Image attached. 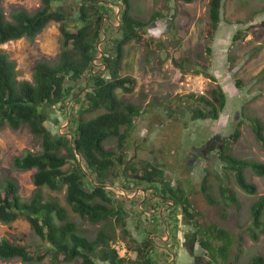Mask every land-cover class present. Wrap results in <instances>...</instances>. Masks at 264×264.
I'll return each mask as SVG.
<instances>
[{
  "label": "trees",
  "instance_id": "1",
  "mask_svg": "<svg viewBox=\"0 0 264 264\" xmlns=\"http://www.w3.org/2000/svg\"><path fill=\"white\" fill-rule=\"evenodd\" d=\"M56 1L58 0H40V6L32 12L21 7H11L9 19L6 18L0 1V43L22 37L32 40L50 21L58 22L61 35L60 51L56 59L37 60L33 65L31 80L18 79L15 61L4 51H0V128L6 125L16 130L25 125L39 138L41 146L39 151L24 150L12 159V166L17 170L34 169L31 177L34 188L29 198L23 199L19 196L15 179L8 176L0 178V222L8 224L20 216L25 217L34 233L46 242L47 252L51 256L50 264H66L76 258H81V264H97L94 255L101 256L107 264H167L170 253L166 249L162 251L165 257L160 260L153 252L155 241L150 235L156 229L148 226L152 224L154 227H163L165 223L170 229L168 241L175 239L178 228L175 214L178 207H181L191 221L197 242L204 251L201 264H219L220 260L226 261L231 246L237 243L239 248V238L215 222L201 221L202 212L192 206L183 187L173 186L169 179L164 178L162 168L148 160H143L137 166L133 162L127 163L125 157L124 146L134 129V121L140 115L141 108L117 95V89L129 93L135 85L133 76L120 74L123 45L129 39L139 38L141 30L157 20L161 13H153L147 20H141L131 15V0H78V24L70 29L67 27L70 16L56 6ZM111 3L117 6V15L111 9ZM221 10L222 0H209L207 32L210 37H214L218 29ZM112 23H117L116 27ZM113 32L120 33V38H110ZM236 37L237 33L233 38ZM110 41L112 43L109 44ZM99 53L101 56L98 61L102 64V69L95 63ZM185 62L181 58L174 60L173 64L185 71ZM194 72L197 74L200 71ZM206 76L216 84L206 89L207 95L195 96L194 93H188L187 96L198 102L192 108L191 116L194 119L217 120L226 106V93L213 75L207 73ZM259 76L264 77V68ZM85 79L87 88L68 106L69 122L66 132L52 133L44 123L46 116L43 108L63 99L71 100L84 87ZM236 85L239 87L241 81H236ZM78 103L80 105L75 111L74 107ZM63 108L65 109V104ZM101 108L103 112L93 118L86 119L83 116ZM246 118L256 141L264 150V126L260 118ZM241 124V121H237L234 125L231 142L238 138V127ZM111 138L116 139V149L105 148V142ZM74 149L77 150L79 158ZM230 150V142L219 148L218 157L224 164V170L232 171L236 184L242 190L255 193L256 185L246 179L244 171L250 168L256 175L264 176V162L237 158ZM68 163L69 166L65 168ZM118 167L123 168L129 176L138 174V183L142 179L148 180L150 184L143 187V190L149 196L160 194L172 203L164 209L166 216H159L158 205L150 201L148 206V197L144 198L146 211L140 216L145 217L148 210L154 209L155 212L146 219H139V222L131 217L137 222L136 231L143 227L140 242L133 237L128 227L124 214L126 209L121 203L123 195L113 189L95 186L89 178L91 176L96 183L106 184L111 176L119 175ZM205 172L200 182V191L205 200L211 205L223 202L225 210L231 204L238 208L240 204L237 193L227 180L219 178L221 198H218L212 193L210 172ZM226 176L228 178L229 174ZM114 184L113 181L112 185ZM118 186L127 194L136 187L130 183ZM43 187L56 192L63 190L64 199L74 213L90 223H100L94 236L89 238L79 232L76 223L69 220L65 206L54 196L45 197ZM129 200L132 202L129 205L136 204L133 203L134 199ZM263 210L264 195H260L251 204L250 223L247 227L253 240H257L258 235L264 233ZM225 214L221 215L226 217ZM116 229H119L127 248L135 253L134 258L119 257L111 247L110 240L114 239ZM164 235L165 233L161 236ZM175 244L177 245L176 240ZM15 257L30 264L40 261L44 254L31 253L24 245L6 237L0 238V259ZM171 264H175V261ZM245 264H264V257L254 255Z\"/></svg>",
  "mask_w": 264,
  "mask_h": 264
},
{
  "label": "rangeland",
  "instance_id": "2",
  "mask_svg": "<svg viewBox=\"0 0 264 264\" xmlns=\"http://www.w3.org/2000/svg\"><path fill=\"white\" fill-rule=\"evenodd\" d=\"M0 1L7 19L11 7H21L32 12L40 6V0ZM77 1L55 2L56 6L69 14L67 27L70 29L78 24ZM208 3L209 0L190 2L131 0L132 16L141 20H147L151 14L157 12H160L161 16L142 29L139 38L129 39L123 45L120 74L133 76L135 85L129 93L117 89V95L141 108L140 115L134 121V129L124 146V152L127 163L133 162L139 166L143 160H148L162 168L164 178L169 179L171 185L185 189L192 206L202 212L204 222H215L239 238V248L237 243L231 246L227 260H220L219 264H245L254 255L259 254L264 257V233H260L257 240H253L247 231L251 204L260 195H264V176L256 175L250 168H246L244 171L246 179L256 185L255 193H247L236 184L232 171L224 170V164L218 155L220 146L230 142V153L233 156L264 162V150L256 141L246 118L257 116L264 126V77L259 76V72L264 68V0H222L221 21L214 37H210L207 32ZM110 6L113 11H118L113 3ZM112 24L114 27L117 25V23ZM236 33L237 37L233 38ZM60 37L58 22L50 21L32 40L22 37L0 43V51H4L15 61L18 79L31 80L33 65L37 60L56 59L60 51ZM112 37L120 38V33L113 32L110 38ZM100 56L101 53L98 54L95 63L102 69V64L98 61ZM181 58L186 60L185 71L173 64L174 60ZM195 70L200 71L197 74L205 86V95H207L206 89L216 84L206 76L207 73L214 76L226 93V106L217 120L194 119L191 116L192 108L198 102L187 96L188 93L194 92L190 91L186 78L188 75H197ZM238 80L241 81L239 87L236 85ZM194 95L199 94L194 93ZM72 100L63 99L43 108V114L46 116L44 123L52 133L66 132L69 122L68 106ZM79 105V103L75 105V111ZM101 112H103L102 108L83 116L90 119ZM237 121L242 122L238 127L239 136L235 142H231ZM209 139L211 141L208 143ZM105 148L116 149V139L107 140ZM40 149L39 138L35 137L27 126L23 125L16 130L6 125L0 128V178L8 176L15 179L18 184V194L23 199L29 198L34 188L31 178L34 169L17 170L12 166V159L24 150L36 152ZM67 166L69 163L64 167ZM118 171L119 175L111 176L106 184L112 186L109 189L123 195L121 203L126 209L124 214L128 227L133 237L140 242L143 227H140L139 233L135 229V224L141 218L146 219L151 212H145V217L140 216L146 211L144 198L146 196L149 198L143 187L150 183L143 179L138 183L137 180L140 178L138 174L134 177L129 176L121 167H118ZM205 171L210 172L209 183L212 186V193L218 198H221L220 180L222 178L224 181L227 180L237 193L240 204L238 208L231 204L225 207V210L223 202L219 205H211L205 200L200 191V182ZM225 172H228V178ZM113 181L114 185H112ZM122 183H130L136 187L130 194L124 190V194L117 189L120 188L118 184ZM43 193L45 197H56L59 203L65 206L69 220L76 223L79 232L89 238L94 236L101 224L90 223L74 213L64 199L63 190L56 192L43 187ZM129 199H134L133 203L136 204L129 205L132 203ZM150 199L154 200V196L151 195ZM150 203L147 205L150 206ZM222 213H226V217H223ZM165 214L163 211L161 216H166ZM177 214L179 218L177 235L171 241L164 240L169 237L170 230L165 223L163 227L158 225L154 227L152 224L148 226L150 229H156L151 236L155 241L153 252L162 260L165 257L162 251L166 249L167 253H170L169 258L175 255V264H193L194 257L191 251H196L199 256L201 251L195 241L193 242V227L179 209ZM262 217L264 219V210ZM164 233L165 235L161 236ZM155 235L159 237L155 238ZM2 237L26 246L31 253L44 254L40 261L30 264H50L51 256L47 252L46 242L34 233L25 217L20 216L8 224L0 222V238ZM111 242L124 245L126 252L122 258L135 257V253L127 248L125 240L121 238L119 229H116L115 237L110 240ZM190 245H193L192 250ZM94 257L97 264H107L101 256L94 255ZM168 262L169 259L167 264ZM0 264L27 263L15 257L0 259ZM66 264H81V258Z\"/></svg>",
  "mask_w": 264,
  "mask_h": 264
},
{
  "label": "flooded vegetation",
  "instance_id": "3",
  "mask_svg": "<svg viewBox=\"0 0 264 264\" xmlns=\"http://www.w3.org/2000/svg\"><path fill=\"white\" fill-rule=\"evenodd\" d=\"M211 141V139H209V141H208V143ZM226 181V180H225ZM153 196H154V200H152V199H150L151 198V196H149V198H148V200H149V202L150 201H153V204H157L158 206V209H159V211H158V215L159 216H161L162 215V212L164 211V209L165 208H167V207H169L170 206V204H172V203H170L169 201H168V198L167 197H165V196H161L160 194H153ZM145 197V196H144ZM159 201H161L160 203H158ZM155 206V205H154ZM156 207V206H155ZM178 209H179V211H180V213H183V215H185V217H186V219H187V221L190 223V225L192 226V223H191V221L187 218V216H186V214L184 213V211L182 210V208L181 207H178ZM154 210V209H153ZM153 210H148V211H151L150 212V214L151 213H154L155 212V210L153 211ZM160 210H161V212H160ZM177 212H178V210L176 211V217L178 218V214H177ZM150 214H148V215H150ZM203 215V214H202ZM200 219H201V221H203L202 219V217H200ZM177 221L179 222V218L177 219ZM177 222V223H178ZM193 227V226H192ZM153 234H151L150 235V237L152 236ZM197 235H196V233H195V229L193 228V233H192V239H194L193 240V242L195 241V243H196V246H197V248H199L200 249V251H201V255L199 256V254H197V252L196 251H193L192 249H193V245H190V247H191V255L194 257V263L193 264H201L202 263V261H203V257H204V251L200 248V246H199V243L197 242V237H196ZM159 236L158 235H155V238H158ZM152 238V237H151ZM167 239H164V240H168V237H166ZM160 240H161V237H160ZM163 240V239H162ZM163 240V242H166V241H164ZM190 242H191V240H190ZM191 244H193V243H191ZM163 247V245H160V247ZM165 250V249H164ZM171 255H172V253H171ZM119 256V255H118ZM120 257V256H119ZM174 258H175V255L173 254V256L171 257V262L174 260ZM175 261V260H174ZM170 262V263H171ZM169 263V264H170Z\"/></svg>",
  "mask_w": 264,
  "mask_h": 264
},
{
  "label": "built area",
  "instance_id": "4",
  "mask_svg": "<svg viewBox=\"0 0 264 264\" xmlns=\"http://www.w3.org/2000/svg\"><path fill=\"white\" fill-rule=\"evenodd\" d=\"M187 79V85L190 86V91L197 93V94H204L205 86L202 84V79H200V76L197 75H188ZM111 247L114 248L117 252V254L122 257V255L125 254L126 248L124 245L119 243H110ZM121 246V247H120ZM121 250V251H120Z\"/></svg>",
  "mask_w": 264,
  "mask_h": 264
},
{
  "label": "water",
  "instance_id": "5",
  "mask_svg": "<svg viewBox=\"0 0 264 264\" xmlns=\"http://www.w3.org/2000/svg\"><path fill=\"white\" fill-rule=\"evenodd\" d=\"M118 14V11H116V15ZM87 87V80L85 79V85H84V87H83V89H81L72 99H74L80 92H82L85 88ZM71 99V100H72ZM70 142H72V138H70ZM74 151H75V153H76V155H77V157L79 158V156H78V153H77V150L76 149H74ZM79 161H80V159H79ZM89 178H90V180H91V182H92V184L93 185H95V186H100V187H102V188H110V187H112L111 185H107V184H101V183H96L95 181H94V179L91 177V176H89ZM117 189H120V191H122L124 194H125V191L123 190V189H121V188H117ZM170 263V261L168 262V264Z\"/></svg>",
  "mask_w": 264,
  "mask_h": 264
},
{
  "label": "crops",
  "instance_id": "6",
  "mask_svg": "<svg viewBox=\"0 0 264 264\" xmlns=\"http://www.w3.org/2000/svg\"><path fill=\"white\" fill-rule=\"evenodd\" d=\"M144 196H145V195H144ZM165 239H167V238H165ZM171 260H172V259H171V258H169V261H170V262H171ZM170 264H171V263H170Z\"/></svg>",
  "mask_w": 264,
  "mask_h": 264
}]
</instances>
